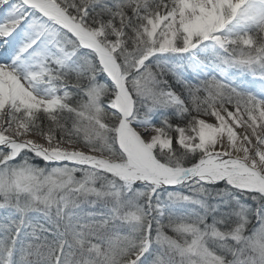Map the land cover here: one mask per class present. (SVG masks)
Instances as JSON below:
<instances>
[{"label":"snow or ice","instance_id":"snow-or-ice-1","mask_svg":"<svg viewBox=\"0 0 264 264\" xmlns=\"http://www.w3.org/2000/svg\"><path fill=\"white\" fill-rule=\"evenodd\" d=\"M0 264H264V0H0Z\"/></svg>","mask_w":264,"mask_h":264}]
</instances>
